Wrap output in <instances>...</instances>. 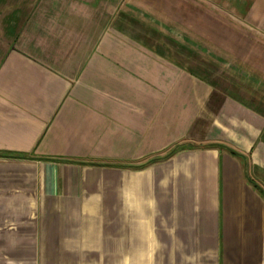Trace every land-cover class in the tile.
Masks as SVG:
<instances>
[{
  "label": "crops",
  "instance_id": "obj_1",
  "mask_svg": "<svg viewBox=\"0 0 264 264\" xmlns=\"http://www.w3.org/2000/svg\"><path fill=\"white\" fill-rule=\"evenodd\" d=\"M261 189L264 0H0V264H264Z\"/></svg>",
  "mask_w": 264,
  "mask_h": 264
},
{
  "label": "trees",
  "instance_id": "obj_2",
  "mask_svg": "<svg viewBox=\"0 0 264 264\" xmlns=\"http://www.w3.org/2000/svg\"><path fill=\"white\" fill-rule=\"evenodd\" d=\"M183 146L179 145L176 146V148L172 149L167 155H165L164 157H162L161 159H166L168 158L170 155H172L173 153H175L178 149L182 148ZM234 154L240 155L238 152L231 150ZM20 157H26V156H20ZM160 159V158H158ZM256 187L258 189H260V187L258 185H256ZM262 190V189H261ZM262 192L264 193V191L262 190Z\"/></svg>",
  "mask_w": 264,
  "mask_h": 264
}]
</instances>
